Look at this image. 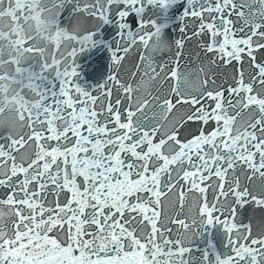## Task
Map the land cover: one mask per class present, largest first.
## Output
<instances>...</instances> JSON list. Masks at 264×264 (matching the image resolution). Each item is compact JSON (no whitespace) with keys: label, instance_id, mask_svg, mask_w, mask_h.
Listing matches in <instances>:
<instances>
[{"label":"water","instance_id":"water-1","mask_svg":"<svg viewBox=\"0 0 264 264\" xmlns=\"http://www.w3.org/2000/svg\"><path fill=\"white\" fill-rule=\"evenodd\" d=\"M80 17V16H79ZM81 18V17H80ZM260 216H264V213H261V215Z\"/></svg>","mask_w":264,"mask_h":264}]
</instances>
